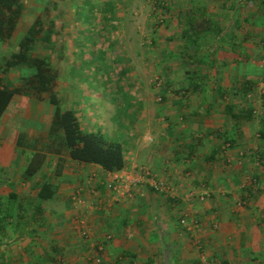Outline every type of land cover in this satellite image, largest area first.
Masks as SVG:
<instances>
[{"label":"crops","instance_id":"1","mask_svg":"<svg viewBox=\"0 0 264 264\" xmlns=\"http://www.w3.org/2000/svg\"><path fill=\"white\" fill-rule=\"evenodd\" d=\"M192 90L200 93L196 109H186L190 101L175 97L166 105V112L185 118L186 110L196 115L214 112V105L203 102L205 89ZM15 96H20L23 105ZM28 105L27 95L15 94L0 120V160L8 157L0 167V264H97V259L99 264H264V217L256 212V203L247 211L239 206L233 209L235 183L244 169L222 162V142L230 145L226 137L232 141L233 160L237 145L247 140L249 109L226 102L220 110L228 121L211 122L202 116L170 121L167 134L147 153L140 143L119 138L126 152L125 165L120 171L109 172L99 165L72 160L62 145L52 147L56 143L51 141L49 129L55 107L46 106L41 113L36 106L24 116L26 121L48 128L45 135L26 136L19 117ZM259 123V132H264V119ZM15 126L20 130L12 131ZM35 150L45 151L46 162L25 179V167ZM261 153L264 160V146ZM141 165L148 166L156 179L175 186L177 195L156 189L149 179L124 194L116 193L108 180ZM43 181L55 187L47 200L37 198ZM254 190L247 182L245 191L253 197ZM80 191L84 201L76 203L74 196ZM186 208L200 220L196 229L180 224L181 217L188 214L182 215ZM82 228L88 229L91 240L103 244L102 251L83 239Z\"/></svg>","mask_w":264,"mask_h":264},{"label":"rangeland","instance_id":"2","mask_svg":"<svg viewBox=\"0 0 264 264\" xmlns=\"http://www.w3.org/2000/svg\"><path fill=\"white\" fill-rule=\"evenodd\" d=\"M20 2L22 12L12 37L0 41V63L14 51L38 16L43 22L51 23L52 42L37 43L35 51L46 56L55 70L52 92L58 97L60 106L73 108L85 130H99L112 138L136 141L147 149V153L167 134L166 125L170 121L199 119L201 116L211 122L228 121L220 110L226 102L249 109L251 126L247 130V140L237 145L234 160L231 145L222 142L221 151L225 157L222 162L224 166L244 169L235 183L237 197L232 199L233 209L239 206L247 211L256 203V212L264 217V160L261 153L264 139L259 135V121L264 119V0ZM216 30L222 31L221 36ZM187 34H192L196 43L189 41ZM186 69L197 76L196 81L205 89L203 102L214 105V112L202 111L196 115L186 110V118L166 112V105L175 97L190 101L191 104L186 102V109L197 107L200 93L189 86ZM30 74L31 70L20 67L0 73V76L3 84L15 87ZM244 79L253 82L246 91L241 89ZM26 95L29 100L26 115L24 110L21 116L18 114L23 126H15L12 131L21 129L26 136L45 135L46 126L33 120L26 121L24 116H29L36 106L38 109L40 106L41 113L45 112L46 106L54 107L49 102L50 93L42 94L41 98ZM19 97L15 96V100L23 105ZM15 113L11 111L14 116ZM20 154L24 156V153ZM5 158L8 160L6 156L4 161ZM3 160H0V167L6 163ZM19 164L17 160V166ZM130 172L141 176L142 182L149 179L154 184L165 183L172 195H177L176 187L164 179H156L148 166L141 165ZM113 181L115 179L108 180L114 185ZM247 182L255 188L253 197L245 191ZM79 193L75 194L74 201L83 202L81 191ZM203 195L204 200L206 194ZM185 213L190 220L197 219L187 208L182 215ZM197 221L200 226V220ZM90 236L83 239L89 244H97ZM201 253L205 256L203 251Z\"/></svg>","mask_w":264,"mask_h":264},{"label":"trees","instance_id":"3","mask_svg":"<svg viewBox=\"0 0 264 264\" xmlns=\"http://www.w3.org/2000/svg\"><path fill=\"white\" fill-rule=\"evenodd\" d=\"M21 12L22 3L20 0H0V41L11 38ZM84 15L88 17L87 14ZM50 28L51 23L43 22L41 16H38L28 26L14 51L1 61L0 73L5 74L10 69L21 67L31 70V74L25 77L19 86L15 87L3 84L0 76V120L15 94H34L37 98H41L42 94L50 93L49 102L54 105L55 109L49 136L52 142L58 144L52 145V147L62 145L72 160L99 165L109 172L120 171L124 168L126 158L122 141L99 130L88 131L83 129L75 110L62 108L58 97L52 92L56 81L55 70L46 56L35 51L37 43L52 42ZM217 30L218 35L221 36L222 31ZM187 37L189 41L196 43L192 34H187ZM187 73L189 86L195 90L202 88L201 83L195 80L193 72L187 70ZM252 83L249 79H244L241 82V89L243 91L248 90ZM226 109L232 117L235 116L231 108L227 107ZM259 134L264 137L262 130ZM225 140L231 145L232 141L229 137H226ZM46 158L45 151L35 150L25 167L23 177L26 179L35 175L46 162ZM57 171L59 172V169ZM54 192V185L48 181H43L37 191V198L40 200L50 199ZM221 264L227 263L222 262Z\"/></svg>","mask_w":264,"mask_h":264},{"label":"built area","instance_id":"4","mask_svg":"<svg viewBox=\"0 0 264 264\" xmlns=\"http://www.w3.org/2000/svg\"><path fill=\"white\" fill-rule=\"evenodd\" d=\"M114 179H115V184L113 185V188L115 189V191L117 193L119 192L120 194H124L127 191H129V189L132 186L139 184L142 180V177L135 175V174H132V173H123L121 175L116 176ZM154 186L158 190L160 189V190H163L167 193H170V194L172 193L170 187L167 186L165 183H157V184H154ZM76 201L79 202L78 200H76ZM180 224L187 229H193V228L198 226V221H197V219H191L190 220L188 215H184L180 219ZM89 234L90 233L88 232L87 229L82 228L81 235L84 238L89 237ZM106 238L109 239L110 235H107ZM95 246L100 251H102L103 247H104L102 243H97V244H95ZM58 259H61V257L58 256ZM202 261L205 262L206 259L204 257H202ZM97 262H99V259H97Z\"/></svg>","mask_w":264,"mask_h":264}]
</instances>
